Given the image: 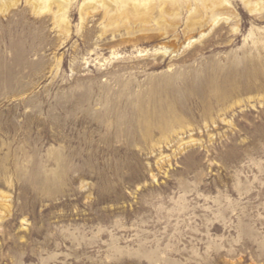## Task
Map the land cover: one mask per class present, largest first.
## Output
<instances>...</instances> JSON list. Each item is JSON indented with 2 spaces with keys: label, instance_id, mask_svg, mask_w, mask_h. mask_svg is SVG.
<instances>
[{
  "label": "rangeland",
  "instance_id": "374dc122",
  "mask_svg": "<svg viewBox=\"0 0 264 264\" xmlns=\"http://www.w3.org/2000/svg\"><path fill=\"white\" fill-rule=\"evenodd\" d=\"M66 2L0 10V264H264V0Z\"/></svg>",
  "mask_w": 264,
  "mask_h": 264
},
{
  "label": "bare ground",
  "instance_id": "6f19581e",
  "mask_svg": "<svg viewBox=\"0 0 264 264\" xmlns=\"http://www.w3.org/2000/svg\"><path fill=\"white\" fill-rule=\"evenodd\" d=\"M15 1H18V0H0V10H4V9H6V8H8L10 5L12 6L13 5V3L15 2ZM30 1V0H29ZM32 1V0H31ZM38 1H42V0H38ZM67 0H56V2H58L59 4H60V6H61V8H64V7H66V5H67V2H66ZM261 1L262 0H246V4H247V6H250V8H255V7H253V6H257V5H259L260 3H261ZM26 2H28V1H26ZM34 2V1H33ZM36 3V2H35ZM36 4H38V3H36ZM15 5V4H14ZM35 5V4H34ZM220 5V4H219ZM221 5H222V3H221ZM33 6V5H32ZM41 6V5H40ZM58 6V5H57ZM37 7V6H36ZM261 7V6H260ZM60 8V9H61ZM163 8V7H162ZM37 9V8H36ZM57 9H59V7L57 8ZM63 10V9H62ZM61 11V10H60ZM59 11V12H60ZM64 11V10H63ZM1 12H3V11H1ZM216 11H213L212 12V14H211V18H214V19H216L215 17H216V13H215ZM218 21V20H217Z\"/></svg>",
  "mask_w": 264,
  "mask_h": 264
}]
</instances>
